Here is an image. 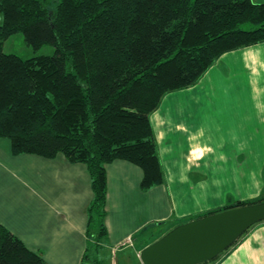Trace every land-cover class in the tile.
Listing matches in <instances>:
<instances>
[{
  "label": "trees",
  "instance_id": "16d2710c",
  "mask_svg": "<svg viewBox=\"0 0 264 264\" xmlns=\"http://www.w3.org/2000/svg\"><path fill=\"white\" fill-rule=\"evenodd\" d=\"M0 12V139L10 138L14 154L62 153L87 164L94 197L80 264H100L107 164H138L143 189L165 181L152 112L168 92L198 83L225 52L263 42L264 2L0 0ZM18 32L34 48L51 43L55 52H5L4 42ZM262 200H238L199 217ZM157 224L151 242L170 230ZM0 264L48 263L0 223Z\"/></svg>",
  "mask_w": 264,
  "mask_h": 264
},
{
  "label": "crops",
  "instance_id": "0c3cea01",
  "mask_svg": "<svg viewBox=\"0 0 264 264\" xmlns=\"http://www.w3.org/2000/svg\"><path fill=\"white\" fill-rule=\"evenodd\" d=\"M151 120L165 181L143 189L138 164H107L108 235L100 254L140 251L157 237V223L171 229L264 195V41L222 54L198 83L168 92ZM8 152L3 159L0 150V221H12L48 264H80L94 197L87 164L62 153L14 154L12 144ZM14 159L21 167L5 163ZM222 253L205 264H264V221Z\"/></svg>",
  "mask_w": 264,
  "mask_h": 264
},
{
  "label": "water",
  "instance_id": "95a60500",
  "mask_svg": "<svg viewBox=\"0 0 264 264\" xmlns=\"http://www.w3.org/2000/svg\"><path fill=\"white\" fill-rule=\"evenodd\" d=\"M264 220V201L224 209L180 223L143 247V264H201L218 257Z\"/></svg>",
  "mask_w": 264,
  "mask_h": 264
},
{
  "label": "rangeland",
  "instance_id": "374dc122",
  "mask_svg": "<svg viewBox=\"0 0 264 264\" xmlns=\"http://www.w3.org/2000/svg\"><path fill=\"white\" fill-rule=\"evenodd\" d=\"M2 21H3V14L0 12V24L2 23ZM3 49L5 52L17 53L19 55H22L23 57H30V56L38 55V54H53L55 52V47L51 43H45L38 48H34L33 46L29 45L26 42L24 34L21 32H18V33L11 35L4 42ZM10 144H11V140L9 137H2L0 139V150L2 152L3 159H6L4 157L7 154H10L8 152V148H9ZM20 154H23V153H20ZM32 154H34V153H32ZM5 163L11 165L13 168L21 167L20 166L21 164H19L15 159L11 160L9 162L5 161ZM263 196L260 195L259 197L255 198V200L260 199ZM262 201H264V200H262ZM258 202H260V201H258ZM198 217L199 216L193 217L190 220H193V219L198 218ZM190 220H188V221H190ZM261 221H264V220H261ZM1 222L4 223V225H6L10 230L15 232L16 228L13 225L12 221H0V223ZM94 235L95 234H93V236ZM93 243H94V240H93ZM103 248H104V246H102L101 250ZM140 251H135L134 249L130 250L129 248H126V249L118 250V251H114V252H104V253L101 252L100 264H143L141 261V258H140Z\"/></svg>",
  "mask_w": 264,
  "mask_h": 264
}]
</instances>
